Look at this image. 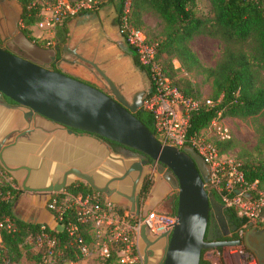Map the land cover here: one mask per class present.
I'll return each instance as SVG.
<instances>
[{
  "label": "water",
  "instance_id": "water-1",
  "mask_svg": "<svg viewBox=\"0 0 264 264\" xmlns=\"http://www.w3.org/2000/svg\"><path fill=\"white\" fill-rule=\"evenodd\" d=\"M20 11L15 1L0 0V34L10 26L12 17L19 19ZM12 43L14 46L9 44L5 50L0 48V106L8 110L5 121H23L25 128L0 136V168L21 191L58 193L67 180L75 179L106 197L116 193L125 199L130 214L138 215L142 165L150 160L171 173L176 198L175 223L169 232L159 236L151 235L144 225L139 226L140 264H198L202 250L240 246L239 239H218L227 235L228 227L222 214L223 205L204 190L208 170L202 158L189 147L160 144L133 115L140 110L142 99L128 105L107 80L111 95L51 70L57 48L40 47L20 31ZM43 123L67 128L69 132L73 129L96 135L129 150L133 158L142 161L116 155L112 156L113 161L108 155L98 161L92 152L81 156L76 148L70 155L60 150L52 155L46 149L36 150L38 141L24 135L44 130ZM19 145L26 147L21 151L24 163L17 166L15 173L6 167L5 153L18 156L15 148ZM113 182L120 184L119 187L113 186ZM109 201L115 203L113 199ZM148 211L139 216H145ZM213 222L221 229L217 236L211 233ZM247 229L242 243L249 248L250 223Z\"/></svg>",
  "mask_w": 264,
  "mask_h": 264
},
{
  "label": "trees",
  "instance_id": "trees-1",
  "mask_svg": "<svg viewBox=\"0 0 264 264\" xmlns=\"http://www.w3.org/2000/svg\"><path fill=\"white\" fill-rule=\"evenodd\" d=\"M21 8L19 24L23 33L30 39V27L40 20L37 0H14ZM128 1V10L123 13L124 3ZM196 0H107L117 5L118 20L121 27L123 14L128 26L140 29L142 25L141 12L144 10L153 11L164 23L163 31L159 39H147L156 43L155 60L161 67L164 74L171 80L184 95L197 98L195 91L187 81L184 87L179 88L175 81H172L173 73L181 69L185 72L193 69L205 70L211 78V96L209 104L200 102L197 108L189 113L187 136L197 134L204 129L212 119L221 120L224 117H251L264 112V85L257 80V69H264V0H205L209 4V17L200 18L195 15ZM75 2V1H69ZM64 22L55 29L58 33L63 32ZM54 32V37L55 33ZM206 34L219 36L227 43L243 45L246 42L252 43V54L248 55L239 49H224L221 57L213 69H203L193 52L188 48L187 42L195 35ZM34 41V40H33ZM162 55L164 56L162 58ZM136 57V56H135ZM177 61L178 69L174 68L172 60ZM151 133H153L151 115L140 109L134 114ZM106 140V139H105ZM261 143L264 142V123L260 133ZM229 141L215 142L219 152H225V144ZM240 164L244 178L248 181L257 180L259 190L264 187V159L254 164ZM0 170H3L0 168ZM6 187L0 186L2 191ZM148 188V182L144 181L141 191L144 193ZM12 194L11 201L0 203V217L5 216L12 224L11 230L0 229V242L3 249L1 258L10 262H20L21 258L37 260L41 251L33 250L26 244L33 241L40 233L47 236H54L57 245L54 249L60 259H71L75 257L74 247L68 244V238L63 229L67 220L74 219V211L66 210L64 218L57 223L60 228L51 229L40 221L24 220L14 213V204L18 198L20 189L13 191L7 188ZM204 190L210 193L215 200L219 201L218 195L213 190ZM71 195L92 194L94 190L82 182L71 184L64 190ZM101 195V193H99ZM263 195V194H262ZM57 199L60 193L51 194ZM264 197V195H263ZM176 198L172 201L171 208L167 214L174 215ZM118 209H124L116 205ZM49 211V210H48ZM50 212V211H49ZM222 214L228 227V233L224 240L239 239L238 231L247 229V221L239 216L230 207L223 206ZM86 227H83V236L87 238ZM116 248L111 250L108 257L98 259L99 264H119L116 257ZM220 251V248H216ZM202 250L198 264H211L203 257ZM23 263V262H20ZM1 264V263H0ZM220 264L222 262L220 261Z\"/></svg>",
  "mask_w": 264,
  "mask_h": 264
},
{
  "label": "built area",
  "instance_id": "built-area-1",
  "mask_svg": "<svg viewBox=\"0 0 264 264\" xmlns=\"http://www.w3.org/2000/svg\"><path fill=\"white\" fill-rule=\"evenodd\" d=\"M35 3L40 15L35 26L41 29L40 33H48L47 36L39 33L36 38L43 40L44 44L54 40L55 29L67 19L96 6L91 0H77L72 3L68 0H37ZM125 4L126 2V9ZM120 29L127 45L134 50L137 63L148 72L152 82V89L141 101L140 109L151 115L156 140L162 145L193 149L208 170V181L203 187L213 190L223 206L232 208L252 227L264 228V197L258 190L257 180H246L239 162L230 154L219 152L215 145V142L229 139L228 129L221 120L212 119L197 134L187 136L189 113L197 108L199 102L184 95L164 74L155 60L156 43L149 42L141 29L128 26L124 18ZM204 103L209 104V101L205 100ZM211 137L213 140H210ZM0 186L6 187L4 191L0 189V203L12 200V194L7 188L13 191L19 189L4 170H0ZM58 193L61 194L59 199L50 196L55 193L49 194L46 208L56 223L62 221L66 210L72 209L75 213L74 219L67 220L63 225L68 244L75 251L72 264H77L79 259L86 257L106 258L113 248H116L114 250L119 264H140L141 259L137 252L139 226L144 225L151 235L159 236L169 232L175 223L174 215L157 210H150L143 217L132 215L124 209H118L114 202L99 192L91 195H71L63 191ZM83 227L87 228V238L83 236ZM0 229H12L11 222L5 216L0 217ZM242 236L243 231H238V237ZM57 242L54 236L40 233L33 241V248L35 251L43 248V251L36 261L24 263H9L2 259L3 246L0 242V263L54 264L58 255L54 251ZM215 249L206 250L207 259L214 256L212 251H216Z\"/></svg>",
  "mask_w": 264,
  "mask_h": 264
},
{
  "label": "flooded vegetation",
  "instance_id": "flooded-vegetation-1",
  "mask_svg": "<svg viewBox=\"0 0 264 264\" xmlns=\"http://www.w3.org/2000/svg\"><path fill=\"white\" fill-rule=\"evenodd\" d=\"M74 17V20L78 19L81 21H77L80 25L81 23L83 24L84 28L81 33L77 34V36L75 35L73 39L68 42H60L54 37V40L49 44H42L30 40L23 33L19 24V19L17 20V17H12L9 22L10 26L5 28L3 34H0V48L5 50L9 44L14 46V43H12L13 39L17 32L20 31L28 40L40 47L48 49L57 48V59L50 63L51 70L64 73L97 88L105 94L111 95V89L106 82L107 80L113 85L115 90L128 105H132L138 98L143 100L151 91L152 82L148 72L137 63L134 50L129 47L125 41V37L120 29L117 5L113 4L112 16L110 18L111 24L108 25L110 28L108 29V33H106L104 27L101 29V7L98 5L89 10L79 12ZM4 100L9 105H14L13 102L6 98H4ZM135 112H133V114ZM23 128H25V123L20 120L12 122L10 127L11 130ZM67 130V128H63L58 131L63 135L86 136L99 143L101 145V154L106 153L110 155L111 158H109V160L113 161L112 156L116 155L129 160L142 161L141 159L133 158L129 150L123 149L114 142L78 130L69 129L70 132ZM24 136L27 138L31 136L34 137L36 134L30 131L29 134H25ZM10 159L11 160L8 159L5 161V165L8 169L17 173L16 161L12 160V158ZM142 167L144 175L141 185L144 181H147L148 188L143 193L140 186L138 200H141V203L146 204L147 207L159 203V212L165 213L169 211L174 199V196L170 195V192L174 190L170 181L171 173L160 168L158 164H152L150 160L143 164ZM77 182L80 181L75 179L67 180L62 190ZM113 183L115 185H120L117 182ZM101 195L107 199L118 201L119 203L125 201L124 198L114 192L108 197L102 193ZM34 197L46 199L45 195L35 193L29 195L24 194L21 201L25 202L32 200ZM219 232H221L219 224L213 222L211 225L212 235L217 236ZM223 238L224 236L218 239Z\"/></svg>",
  "mask_w": 264,
  "mask_h": 264
},
{
  "label": "rangeland",
  "instance_id": "rangeland-1",
  "mask_svg": "<svg viewBox=\"0 0 264 264\" xmlns=\"http://www.w3.org/2000/svg\"><path fill=\"white\" fill-rule=\"evenodd\" d=\"M14 1V0H9ZM77 1V0H68ZM101 8L108 6L107 0H91ZM126 9L128 10V1H126ZM195 15L200 18L209 17V4L205 0L195 1ZM126 14H123V18ZM142 25L140 29L144 32L147 39H159L164 28L162 20L153 12L144 10L141 12ZM40 28L32 26L30 29V36L34 41L44 44L43 40L36 38L40 33ZM41 36H47L48 33L42 31ZM188 48L193 52L199 61V64L203 69H213L215 64L221 57V53L224 49L231 50L239 49L243 50L246 54H252V43L246 42L243 45L227 43L219 36H209L206 34H198L193 36L187 42ZM164 56L162 55V58ZM174 68L178 69V63L174 59L172 60ZM257 80L264 85V69H257ZM172 81L178 85L179 88L184 87V82L187 81L195 91L196 100L204 102L209 100L211 96V78L208 76L205 70L193 69L192 71L185 72L181 69L176 70L173 73ZM222 124L229 131V141L225 144L224 151L233 156L241 164H254L264 159V142L261 143L260 133L262 125L264 123V112L256 116L251 117H224L221 119ZM210 140H213L212 137ZM259 190V188H258ZM264 195V187L259 190ZM67 193L66 191H63ZM171 196L175 195V191L170 192ZM120 207H124L121 204H117ZM46 208V207H45ZM126 209V207H125ZM158 211V210H157ZM169 212V211H167ZM165 212V213H167ZM14 213L16 216L26 220H36L39 216L36 209L28 207L25 203H20L17 199L14 205ZM248 231L246 229L243 232ZM247 241L249 248L240 244V246H225L220 248V251H212L214 255L211 259H207L208 251L203 253V257L210 263L215 262L220 264L222 257H225L230 264H264V228L252 227ZM31 243V242H30ZM29 242L26 244L30 247V253L32 252L33 245ZM238 247V248H236ZM244 247V248H243ZM236 249V250H235ZM223 264V262H222Z\"/></svg>",
  "mask_w": 264,
  "mask_h": 264
},
{
  "label": "crops",
  "instance_id": "crops-1",
  "mask_svg": "<svg viewBox=\"0 0 264 264\" xmlns=\"http://www.w3.org/2000/svg\"><path fill=\"white\" fill-rule=\"evenodd\" d=\"M113 4L116 5L115 2H108V6L106 7V9L101 8V29L104 27L106 33H108V31H109L108 29H110L108 27V25L111 24L110 18L112 16ZM74 18L75 17L73 16L64 22L63 32L58 33V31H57L58 29L56 30L55 38L58 39L60 42L70 41L71 39H73V37L75 35L77 36V34L81 33L82 29L84 28L82 23L80 25L77 22L80 20H78V19L74 20ZM31 28H32V26L30 27V29ZM7 115H8V110L5 109L4 107L0 106V136L4 135L8 131H11L10 127H11L12 122L19 121V120H12V121L7 120V121H5ZM43 124H44V130H42V131L38 130L39 132L35 133L36 136L32 137V138H35L39 143V144L36 143V150L37 149L40 150L41 148L43 150L46 149V150H48V152L51 155L56 154L60 150V151H64L63 153H66V154L69 153L68 155H70L72 153V151H75V148H76L77 150H79V152L82 153L81 156H84L83 154L85 152L87 153V155H89V153L92 152L95 156L97 155L98 161H100L101 157L105 158L108 155L106 153L101 154V145L99 143L89 139L86 136L63 135L60 131H58V130H61L60 128H56L54 125L48 124V123H43ZM44 135H46V136H44ZM24 146H25V144H24ZM22 147H23V145L22 146L19 145L17 148H15V149H17L16 151H17L18 156H14V155H10L9 153H5V161H7L8 159L11 160L10 158H12V160L16 161V166H18L19 164H23L24 162H23V159L21 158V151L23 149H25L26 147H23V148ZM108 156H109V158H111L110 155H108ZM112 185L115 187H119V185H115L114 183ZM35 193H40V192L21 191L18 195V198H17V199H19L20 203H22V204L25 203L28 207H30L32 209H36L39 216L35 218L36 220H31V221L43 222L49 228L54 229V230L60 228V226L52 218L51 213L48 211L47 208H45L47 201H48V198H49V194L41 193V194L45 195L46 199H38L37 197H34L32 200H28L25 202L21 201L24 194L29 195V194H35ZM115 204L116 205L121 204L122 206L126 207L125 210L127 212H129L127 206L125 205V201H122L120 203L118 201H115ZM147 209L158 210L159 209V203H155L152 206L147 207L146 204H142L141 200H140L139 201V208H138V210H139L138 215ZM24 220H26V219H24ZM33 250H34V248H33ZM74 259H75V257H74ZM73 260H71V259H60V257L58 256V259H56L54 264H72ZM20 262L24 263V262H27V260L24 259V257H23V258H21ZM222 262H223V264H230L229 261L225 257H222ZM77 264H99V261H98V259H95L93 257H86L83 259H79Z\"/></svg>",
  "mask_w": 264,
  "mask_h": 264
}]
</instances>
